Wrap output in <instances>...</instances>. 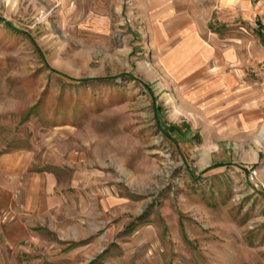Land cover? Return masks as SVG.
Here are the masks:
<instances>
[{
	"label": "rangeland",
	"instance_id": "1",
	"mask_svg": "<svg viewBox=\"0 0 264 264\" xmlns=\"http://www.w3.org/2000/svg\"><path fill=\"white\" fill-rule=\"evenodd\" d=\"M248 1L0 0V191H61L0 211V264H264V130L219 131L189 79L260 37Z\"/></svg>",
	"mask_w": 264,
	"mask_h": 264
},
{
	"label": "crops",
	"instance_id": "2",
	"mask_svg": "<svg viewBox=\"0 0 264 264\" xmlns=\"http://www.w3.org/2000/svg\"><path fill=\"white\" fill-rule=\"evenodd\" d=\"M223 3L228 6L232 0H224ZM246 4H249L247 14L250 17L258 14L264 18V0L258 3L249 0ZM239 22L243 26L238 25L236 29L243 32L237 33L236 30V33L222 38L219 34H214L217 36L216 40L235 42V56L231 49H228L224 60L212 54L214 49L211 47L210 59L215 60L217 64L213 67H205L203 70L192 71L189 79L196 81L194 83L196 88L191 93L193 101L202 103L209 109V120L218 123L219 131L225 128L229 132L248 134L256 130H264V44L258 35L247 32V28L253 26V21ZM238 53L245 56L238 57ZM255 142L257 152L260 154L262 152L260 147L264 145V132ZM22 155L23 151L0 155V171L20 168ZM49 176L54 178L49 172L36 169L34 165L26 167L14 182L2 187L0 211H13L15 207H22L29 212L31 209L39 208L41 203L48 199L59 198L61 192L59 189L53 188L48 191L46 187L47 182L50 184ZM17 216L5 214V217H10L12 221L16 218L15 222H10L11 226L15 224L29 232L31 227L26 218ZM7 218L4 221H7ZM9 226H5L6 230L3 229L2 232L11 233L14 229L8 228Z\"/></svg>",
	"mask_w": 264,
	"mask_h": 264
},
{
	"label": "built area",
	"instance_id": "3",
	"mask_svg": "<svg viewBox=\"0 0 264 264\" xmlns=\"http://www.w3.org/2000/svg\"><path fill=\"white\" fill-rule=\"evenodd\" d=\"M250 1H256V0H250ZM257 27L259 30L261 41L264 43V18L260 16V19L257 21Z\"/></svg>",
	"mask_w": 264,
	"mask_h": 264
},
{
	"label": "trees",
	"instance_id": "4",
	"mask_svg": "<svg viewBox=\"0 0 264 264\" xmlns=\"http://www.w3.org/2000/svg\"><path fill=\"white\" fill-rule=\"evenodd\" d=\"M9 27H12V25H8Z\"/></svg>",
	"mask_w": 264,
	"mask_h": 264
}]
</instances>
